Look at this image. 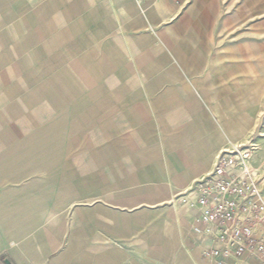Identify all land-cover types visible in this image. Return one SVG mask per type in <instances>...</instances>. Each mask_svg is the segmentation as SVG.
I'll return each instance as SVG.
<instances>
[{
  "label": "crops",
  "instance_id": "obj_1",
  "mask_svg": "<svg viewBox=\"0 0 264 264\" xmlns=\"http://www.w3.org/2000/svg\"><path fill=\"white\" fill-rule=\"evenodd\" d=\"M241 12L0 0V264H212L192 189L257 110Z\"/></svg>",
  "mask_w": 264,
  "mask_h": 264
},
{
  "label": "built area",
  "instance_id": "obj_2",
  "mask_svg": "<svg viewBox=\"0 0 264 264\" xmlns=\"http://www.w3.org/2000/svg\"><path fill=\"white\" fill-rule=\"evenodd\" d=\"M254 150L249 144L223 149L211 172L192 189L200 211L194 230L211 241L205 254L212 264L244 255L264 264V191L252 166Z\"/></svg>",
  "mask_w": 264,
  "mask_h": 264
},
{
  "label": "rangeland",
  "instance_id": "obj_3",
  "mask_svg": "<svg viewBox=\"0 0 264 264\" xmlns=\"http://www.w3.org/2000/svg\"><path fill=\"white\" fill-rule=\"evenodd\" d=\"M227 3L236 4L242 10L241 14L221 17L230 26L227 38L231 43H237L238 55L242 53L244 61H251L252 58L259 73L257 110L243 140L254 146L257 163L264 169V1L227 0ZM262 175L264 184V173Z\"/></svg>",
  "mask_w": 264,
  "mask_h": 264
},
{
  "label": "water",
  "instance_id": "obj_4",
  "mask_svg": "<svg viewBox=\"0 0 264 264\" xmlns=\"http://www.w3.org/2000/svg\"><path fill=\"white\" fill-rule=\"evenodd\" d=\"M7 264H10L8 261H6Z\"/></svg>",
  "mask_w": 264,
  "mask_h": 264
}]
</instances>
